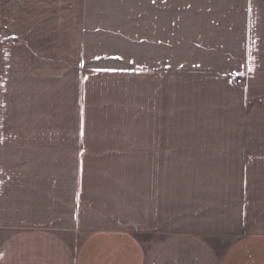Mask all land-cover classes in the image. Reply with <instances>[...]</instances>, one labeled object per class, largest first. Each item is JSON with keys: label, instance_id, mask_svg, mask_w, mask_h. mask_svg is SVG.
<instances>
[{"label": "crops", "instance_id": "crops-1", "mask_svg": "<svg viewBox=\"0 0 264 264\" xmlns=\"http://www.w3.org/2000/svg\"><path fill=\"white\" fill-rule=\"evenodd\" d=\"M260 98L264 0H0V264H264V214L159 231L161 179L252 169L224 124Z\"/></svg>", "mask_w": 264, "mask_h": 264}, {"label": "rangeland", "instance_id": "rangeland-1", "mask_svg": "<svg viewBox=\"0 0 264 264\" xmlns=\"http://www.w3.org/2000/svg\"><path fill=\"white\" fill-rule=\"evenodd\" d=\"M255 106V113H235L237 116H225V124H224V140L232 141L233 143L239 142L240 151L244 152L246 156L244 158H248V160L253 161L252 168L248 170L246 168V172H243V158L230 160L229 157L225 158L224 166L228 171H224L226 174L225 182L217 183L216 186H211L213 184L212 181L208 183V188L206 189L199 178H196L197 181H181L177 180L171 186L167 185V181L160 180V202L164 206L162 207L163 213L160 217V235L161 238L163 236H172L176 233V236H184V234H188L189 237H205L206 240H209V244L211 245L220 243V239L218 235H204L205 230L201 229L200 222H202V214L205 211L201 212V205L205 210L208 211V221H214L217 217L218 220L223 219L225 222L235 223L247 219V221L258 222L261 218V214H264V182L263 179H258L256 176L261 175L263 177L264 174V98L257 99L256 102H251L248 105V108ZM22 115V113H21ZM20 120H23V116L19 117ZM245 145V146H244ZM226 164H230L227 165ZM198 169L195 166H179L176 167L179 173L183 176L182 168L185 169ZM205 167V166H204ZM204 167H202V172L204 171ZM217 170L214 171L213 174L218 173L220 175V166L215 167ZM262 168V169H261ZM177 173V175L179 174ZM249 176V188L255 187V189L246 198H243L241 195L243 191L242 182L243 176ZM210 175V174H209ZM254 175V176H253ZM210 177V176H208ZM225 177V176H224ZM229 177L230 180H227ZM256 181L255 186L254 180ZM181 181V182H179ZM187 181V182H186ZM196 183V185H194ZM186 184V186H184ZM171 194L173 198L168 197ZM212 188V189H210ZM235 188V190H234ZM248 188V189H249ZM218 190V195L215 196L216 190ZM232 189V190H231ZM240 189V190H239ZM168 202H167V201ZM167 202V203H166ZM201 204V205H200ZM169 213H174V217H169ZM227 223L226 225L228 226ZM257 224V223H256ZM228 230H223V244L224 250H226L229 245L233 246L238 240H242L241 236H234L239 232H244L240 227L238 231L236 228L231 229V225L228 226ZM184 233V234H183ZM212 234V232L210 233ZM215 234V232H213ZM218 234V233H217ZM213 249V247H212ZM260 259V258H258ZM257 259V261H258ZM255 260V258H253ZM260 264H263L262 261H259Z\"/></svg>", "mask_w": 264, "mask_h": 264}, {"label": "snow or ice", "instance_id": "snow-or-ice-1", "mask_svg": "<svg viewBox=\"0 0 264 264\" xmlns=\"http://www.w3.org/2000/svg\"><path fill=\"white\" fill-rule=\"evenodd\" d=\"M107 71V69H105Z\"/></svg>", "mask_w": 264, "mask_h": 264}]
</instances>
